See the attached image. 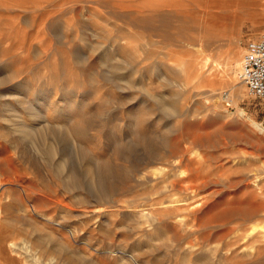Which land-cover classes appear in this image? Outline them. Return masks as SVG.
Segmentation results:
<instances>
[{
  "label": "rangeland",
  "instance_id": "obj_1",
  "mask_svg": "<svg viewBox=\"0 0 264 264\" xmlns=\"http://www.w3.org/2000/svg\"><path fill=\"white\" fill-rule=\"evenodd\" d=\"M263 34L264 0H0V264H264V102L231 81ZM185 140L197 225L137 206Z\"/></svg>",
  "mask_w": 264,
  "mask_h": 264
},
{
  "label": "bare ground",
  "instance_id": "obj_2",
  "mask_svg": "<svg viewBox=\"0 0 264 264\" xmlns=\"http://www.w3.org/2000/svg\"><path fill=\"white\" fill-rule=\"evenodd\" d=\"M220 3H221V1H216V2H213V5L218 6ZM237 60H238V62H240L239 58ZM202 66L204 67V65H202ZM200 68H202V67L200 66ZM186 69H187V67H186ZM186 69H181V71L184 74H188L189 72L187 70L189 68L187 70ZM193 70H195V69H193ZM191 73L195 74L196 71H195V73L193 71ZM189 77H191V76H189ZM232 79L233 80H231V81H232L233 90H234L233 97L237 96L239 98L243 94L244 87L240 82L241 80H238V78L236 77L235 74H234V77ZM239 79H240V77H239ZM183 90H185L184 87H183ZM206 95L213 97L215 95V92H214V90H210ZM238 98H233V101H234V99H238ZM178 102H179V99L178 98L175 99L174 105L170 106L171 108H168V109L170 111H174L173 108L176 106V104ZM253 124L257 128H259L260 131H262L264 133V127L262 125L257 124L256 122H254ZM72 131L76 132L75 130H72ZM70 135H71V132H70ZM187 141H189V140H185V144ZM193 141H191L190 144H193ZM141 142L145 143L146 145L148 144V141L146 139H143V138L141 139ZM185 144L183 145V147L181 146L180 143H179V145H176V148L178 151H175V152L177 153V155L175 153L176 156L175 155H173V156L179 157L177 160V164H174V162H172V161H168L165 164L166 166H164V167H166L167 170H163L160 177L158 175V178L152 177L150 179V180H155V184H156V185H153V186H156L155 191L152 193V195H154V196H152V197L149 195H147L146 197L144 196L145 200L142 201V202H144V204H141V205L138 204L137 206H139V207L140 206L143 207L144 205L149 206L150 207L149 210L152 211L153 213L158 214V215H163L164 217H166V219H172L175 221V223L184 224V225H191V223H193L194 225H197V223H199V222H198V218L196 215L200 211V208L198 209V206L202 203L200 201L201 200L203 201L202 198H201V200L199 199V196H202V194L199 191L201 188L199 189L198 185H196V183L194 182V181H196L202 177L198 172L199 169H197V171L195 169H191V173L188 174V176H187V174L185 176H180V175L177 176L174 173L175 169L178 167L176 165L182 166V162H184L185 164L186 163L189 164V161H191V160H189L190 156H189V158H186V156H185L189 152V150H191V146H190V144H188V145L186 144V146H185ZM151 149H153V148H151ZM173 151H174V149H173ZM155 153H157V150L150 151V156L151 157L155 156L156 155ZM178 154H179V156H178ZM159 156H157V157H159ZM80 157L82 159L87 157L86 153L83 150H80ZM88 159H90V158H88ZM154 160H153V158H151L152 163H156ZM114 171H115V169L112 167V165L108 164L107 162L106 163L105 162L92 163L88 167L87 177L89 179V183L92 185V187L94 188V191L97 193L99 198H100L99 195H101L102 198L108 199L107 197L110 198L112 196L113 192L115 191V184L113 183V180H112L113 177L115 176ZM197 182H199V181H197ZM7 184H11V183L9 181L3 183V185H7ZM204 200H206V199L204 198ZM143 208H144L143 211L147 209L145 207H143ZM205 211L207 212V210H205ZM258 211H264V204L258 205L256 207L254 205V207L251 209V212L249 214L250 217L257 216ZM204 212H203V214H204ZM208 213H210L209 210H208ZM209 217L213 220V218L211 216L207 215V218H209ZM214 218H215V216H214ZM245 219H244V221H245ZM199 221H201V220H199ZM204 222H205V220H204ZM210 222L212 223L213 221H210ZM201 223H202V221H201ZM211 223H209V225H211ZM220 224H222V226H223V223H220ZM188 233H189V231H188ZM205 236H206V234H205Z\"/></svg>",
  "mask_w": 264,
  "mask_h": 264
},
{
  "label": "built area",
  "instance_id": "obj_3",
  "mask_svg": "<svg viewBox=\"0 0 264 264\" xmlns=\"http://www.w3.org/2000/svg\"><path fill=\"white\" fill-rule=\"evenodd\" d=\"M240 80L245 83L249 94L264 102V34L247 43L241 61ZM225 99L229 94L224 92ZM230 106V102H226Z\"/></svg>",
  "mask_w": 264,
  "mask_h": 264
}]
</instances>
